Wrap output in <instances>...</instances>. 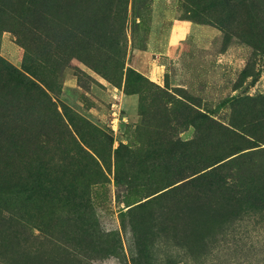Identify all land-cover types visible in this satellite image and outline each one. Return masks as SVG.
<instances>
[{
    "label": "rangeland",
    "instance_id": "rangeland-1",
    "mask_svg": "<svg viewBox=\"0 0 264 264\" xmlns=\"http://www.w3.org/2000/svg\"><path fill=\"white\" fill-rule=\"evenodd\" d=\"M0 264H264V0H0Z\"/></svg>",
    "mask_w": 264,
    "mask_h": 264
},
{
    "label": "crops",
    "instance_id": "crops-1",
    "mask_svg": "<svg viewBox=\"0 0 264 264\" xmlns=\"http://www.w3.org/2000/svg\"><path fill=\"white\" fill-rule=\"evenodd\" d=\"M217 28L209 24H197L186 19H177L169 25L165 34L159 53L168 55L173 59L188 58L196 59L200 52V45L206 43L211 35L218 34ZM158 61V59H157ZM156 61V62H157ZM164 64L152 63L149 75L159 77Z\"/></svg>",
    "mask_w": 264,
    "mask_h": 264
},
{
    "label": "built area",
    "instance_id": "built-area-1",
    "mask_svg": "<svg viewBox=\"0 0 264 264\" xmlns=\"http://www.w3.org/2000/svg\"><path fill=\"white\" fill-rule=\"evenodd\" d=\"M114 106H116V104H114ZM118 117H119V114H117V111L115 110L113 122L116 121L118 119Z\"/></svg>",
    "mask_w": 264,
    "mask_h": 264
}]
</instances>
